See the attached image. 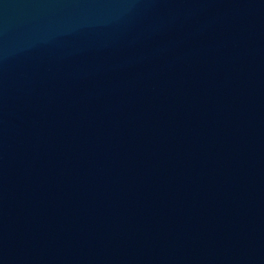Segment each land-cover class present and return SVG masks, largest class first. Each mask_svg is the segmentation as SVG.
<instances>
[{"label":"water","instance_id":"1","mask_svg":"<svg viewBox=\"0 0 264 264\" xmlns=\"http://www.w3.org/2000/svg\"><path fill=\"white\" fill-rule=\"evenodd\" d=\"M0 264H264V0H0Z\"/></svg>","mask_w":264,"mask_h":264}]
</instances>
